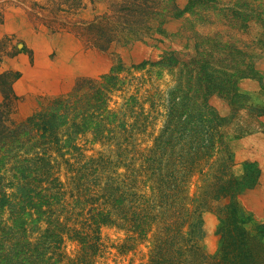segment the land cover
<instances>
[{"label": "trees", "instance_id": "1", "mask_svg": "<svg viewBox=\"0 0 264 264\" xmlns=\"http://www.w3.org/2000/svg\"><path fill=\"white\" fill-rule=\"evenodd\" d=\"M108 2L101 16L65 27L108 50L161 32L170 17L193 28L212 13L264 19L263 0L258 14L217 6L220 0H186L183 7L176 0ZM235 38L218 30L197 34L191 53L169 50L130 66L119 59L99 78H79L68 93L20 121L13 117L18 97L12 88L19 72H0V264H97L104 226L123 231L120 253L149 242L139 264H264V223L251 229L238 202L241 190L256 181V168L248 163L242 177L235 174L224 129L229 117L211 104L216 95L235 105L238 80L255 73ZM130 67L158 76L166 71L173 79L166 95L156 90L149 96L150 110L135 94L118 108L110 105L127 81L121 72ZM158 98L166 116L143 146L148 139L140 136L152 124ZM87 142L99 149L87 155ZM197 172L203 185L189 208L187 184ZM206 210L220 221L213 256L203 242ZM67 239L77 243L73 256L65 251Z\"/></svg>", "mask_w": 264, "mask_h": 264}, {"label": "rangeland", "instance_id": "2", "mask_svg": "<svg viewBox=\"0 0 264 264\" xmlns=\"http://www.w3.org/2000/svg\"><path fill=\"white\" fill-rule=\"evenodd\" d=\"M176 1L180 7L186 3V0ZM236 1L215 3L243 12L253 10L258 14L256 5L261 4L260 0H240L235 5ZM78 2L82 4L80 9H76ZM108 7V0H0V72H19V77L12 83L13 92L18 97L14 118L22 120L50 98L68 93L79 78H99L119 59L130 66L144 59L157 60L169 50L191 53L195 51L197 34L214 35L220 30L224 38L235 36L246 60L253 63L255 73L238 80L240 98L235 105L216 95L211 97V104L229 117L224 129L234 153L233 171L242 177L250 163L258 175L256 181L238 195L241 210L250 215L251 229L255 224L264 223V19L253 17L248 21L244 15L235 18L231 12L223 16L212 13L208 22H201L193 28L184 18L170 17L161 26V32L154 24L155 30L148 36L125 45L113 44L108 50L87 43L85 38L65 27L70 21H91L108 11ZM244 22L246 25L242 28L232 26ZM121 74L126 75L127 81L121 90L112 94L110 105L114 108L135 94L139 103L150 110L149 96L156 90L166 95L174 83L166 71L158 76L147 68L130 67ZM165 116L166 107L158 98L149 117L152 124L140 136L148 139L143 140V146L149 143L150 134L158 133ZM82 145L87 155L99 149L98 144L87 142ZM202 185L203 176L197 172L187 184L189 208L196 204ZM203 219L206 229L203 242L207 253L213 256L220 247V221L210 210L203 212ZM101 236L102 252L97 257V264H139L146 259L148 241L120 253L117 245L124 238L123 231L104 226ZM77 248L75 241L66 240L65 251L70 256L76 254Z\"/></svg>", "mask_w": 264, "mask_h": 264}, {"label": "crops", "instance_id": "3", "mask_svg": "<svg viewBox=\"0 0 264 264\" xmlns=\"http://www.w3.org/2000/svg\"><path fill=\"white\" fill-rule=\"evenodd\" d=\"M3 100V96H1V91H0V102ZM17 106V103L15 104ZM16 106H15V109H16ZM14 117V116H13ZM15 119V118H14ZM25 119V118H24ZM16 120V119H15ZM23 120V119H22ZM17 121H20V120H17Z\"/></svg>", "mask_w": 264, "mask_h": 264}]
</instances>
